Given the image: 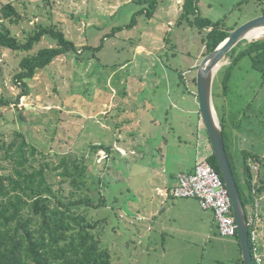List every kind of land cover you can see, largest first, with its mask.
<instances>
[{"label": "rangeland", "instance_id": "obj_1", "mask_svg": "<svg viewBox=\"0 0 264 264\" xmlns=\"http://www.w3.org/2000/svg\"><path fill=\"white\" fill-rule=\"evenodd\" d=\"M137 1L0 0V8L11 3L20 15L16 24L5 22L20 39H25L37 26L54 25L79 49L101 45V50L94 55L85 51L82 58H77L69 53L39 71L29 82L30 94L20 100L19 111L14 105L0 106V144L11 142L15 132H21L27 142L44 154L45 159L39 154L36 156L37 164L47 161L55 166L61 154L85 156L88 173L100 180V183L89 180L96 190L100 189L96 196L90 197L95 202L103 197L106 205L84 207L81 211L89 221L105 220L99 237L113 263L234 264L240 256L236 240L219 236L210 210H203L192 198H172L162 203L164 199L156 190L162 187V178L174 182L179 172H189L208 152L195 135L199 107L193 95L183 94V88H173L172 98L182 91L180 97L187 100L181 99L179 103L175 100L177 107L170 105L167 121L163 114L165 103L170 100L165 81L169 83L174 77L178 83V74L172 69L182 63L181 69L185 70V65L193 63L202 49L201 34L187 23L176 25L184 1L177 4V0H157L153 20L138 15L135 26L112 35L113 29L130 24L136 12L148 7ZM242 1L198 0V13L211 21H224L230 31L261 15L255 0L240 4ZM169 21L173 24L168 27ZM167 34L165 47L163 41ZM138 44L153 55L138 53L135 48ZM52 45L45 38L35 46L34 52ZM24 55L0 49V99L15 100L19 95L21 89L14 84L13 76ZM231 61L229 56L224 67ZM125 63L129 69L120 70L119 65ZM151 63L156 66L155 73L145 74L142 80L143 71ZM165 66L168 71H163ZM111 75L114 79L108 83ZM191 75L196 77V70ZM154 76L160 80L163 77L162 85L154 90L147 86L144 89L142 82L155 80ZM229 85L226 98L214 100L219 117L221 107L227 115L226 143L238 173L242 150L258 155L264 166V87H260L259 74L252 69L249 58H243L234 67ZM192 90L196 92L194 84ZM125 91L136 97L131 101L130 95L124 100ZM150 97L157 111L147 105L139 126L124 127L127 129H120L122 136L116 134L127 117L123 112L119 114V110H127L130 105L133 110L142 107L143 99ZM112 102L116 106L105 117L103 110ZM242 117L241 128L232 129L231 120ZM202 131L205 133L203 126ZM132 134L141 143L129 147L135 150L134 154L125 145L127 151L113 147L114 143L117 146V140L121 139V144L132 140ZM100 144L112 147L109 155L91 149ZM2 162L0 152V164L9 166ZM249 164L252 166L253 161L249 160ZM51 174L54 189L58 190L61 177L57 172ZM64 189L68 194V185ZM263 220L256 243L264 253Z\"/></svg>", "mask_w": 264, "mask_h": 264}, {"label": "trees", "instance_id": "obj_2", "mask_svg": "<svg viewBox=\"0 0 264 264\" xmlns=\"http://www.w3.org/2000/svg\"><path fill=\"white\" fill-rule=\"evenodd\" d=\"M197 1L184 0L177 25L187 23L190 28L198 30L204 47L202 54L204 58L228 36V31L224 21L202 18L198 13ZM245 1L247 0L240 4ZM137 2L148 7L136 12L130 24L113 29L112 35L114 32L135 26L138 15H145L149 20L154 16L157 0ZM255 2L261 10V15H264V0ZM19 20L20 15L11 3L0 8V49L25 54L13 76L14 84L21 89L19 95L15 100L0 99L1 107L14 105L17 111L20 100L30 94L29 82L39 71L45 70L57 58L69 53L82 58L85 51H91L94 55L101 50V45L79 49L54 25L37 26L25 39H20L13 34L9 26L18 23ZM45 38L50 39L53 45L34 52L35 46ZM229 56L232 60L230 65L224 67L215 79L214 99L226 98L229 94L232 70L243 58H249L252 69L259 74L260 87H264V40L254 43L242 42ZM196 69L197 67L194 71ZM179 78L186 84L182 72L179 73ZM190 82L195 85L196 77L192 76ZM221 110L220 121L226 152L247 219L257 213L259 219L263 220L264 166L258 155L242 150L237 173L226 143L227 136L229 137L226 128L227 115L223 107ZM245 112L246 109L243 110V113ZM242 119L243 117L231 120L232 129L239 130ZM91 149L97 152L102 150L108 155L111 152V147L106 144L91 146ZM0 152L3 153L2 163L7 162L9 165L5 167L4 164H0V264H115L109 251L101 246L99 230L104 227L105 220L89 221L81 211L84 207L99 208L106 205L103 197L96 202L90 197L96 196L100 189L96 190L89 180L98 183L100 180L88 173L84 155L61 154L55 166L47 161L37 164L36 156L39 154L43 159L45 156L38 148L27 142L21 132H15L11 142H2ZM204 160L222 180L212 152L206 155ZM249 160L258 165L257 171L253 170V164L251 166ZM51 172H57L61 177L58 190L54 189L51 182ZM64 185H68V194H65ZM256 198H262L258 209L255 208ZM247 208L250 209L249 213ZM255 230H259L256 218L249 225L251 249V235ZM233 238L241 254L237 233ZM252 263L255 264L253 257ZM234 264H243L240 256Z\"/></svg>", "mask_w": 264, "mask_h": 264}, {"label": "water", "instance_id": "obj_3", "mask_svg": "<svg viewBox=\"0 0 264 264\" xmlns=\"http://www.w3.org/2000/svg\"><path fill=\"white\" fill-rule=\"evenodd\" d=\"M261 40H264V15L228 31V36L210 54L201 59L196 69L195 94L199 113L231 201L243 264H253L248 237L249 223L226 152L223 129L214 100V83L233 49L242 42L254 43Z\"/></svg>", "mask_w": 264, "mask_h": 264}, {"label": "crops", "instance_id": "obj_4", "mask_svg": "<svg viewBox=\"0 0 264 264\" xmlns=\"http://www.w3.org/2000/svg\"><path fill=\"white\" fill-rule=\"evenodd\" d=\"M180 1H184V0H177V4H178V2H180ZM180 7H181V5H180ZM178 13V10H177V8H175V10H174V15L176 16V15H178V14H176V13ZM153 18H154V16L150 19V20H153ZM178 20V19H177ZM176 20V21H177ZM172 24H173V22L172 21H169L168 22V27L169 26H172ZM177 25V24H176ZM165 26L166 25H164L163 24V28L165 29ZM177 26H179V25H177ZM167 32H170V28L167 30ZM168 38V34H167V36L164 38V43H166L165 44V47L167 46V39ZM170 43H171V41H170ZM173 47H175V45L173 44L172 45ZM135 48H136V50H138V53H140L141 55L143 54V55H147V57H149V56H152L153 54H152V52L151 51H149V50H147L146 48H144L142 45H137V46H135ZM203 45H202V49H201V51H200V53H199V55H197V57L194 59V61H193V63L191 64V65H185V67H186V69L185 70H183V69H181L182 67H181V64H179V67H174L173 69H172V72H174V71H176V73L178 74V83H176L175 82V78L173 77V79H171V82H169L168 83V81H165V86H166V90H167V94H168V96H170V100H169V103H165V105H166V109H165V113L163 112V114H164V116H165V118L164 119H166V121H167V119L169 118V110H170V105L172 104L173 105V107H177V103H176V101L179 103V100H183V102H186V98H183V97H180V93L182 92H180L179 93V96L178 97H175V98H172L171 96H172V91H173V88H178V89H180V88H183V94L184 93H189V94H191V95H193L194 96V102L196 103V105H198V101H197V97H196V94H195V92L192 90V83L190 82V79L192 78V75H191V73H192V70H194V68H196L197 66H198V64H199V62L201 61V59H202V54H203ZM201 54V55H200ZM173 56H174V54H173ZM119 69L120 70H127V69H129V67H127V65H126V63L125 64H122V65H119ZM165 69H166V71H168L167 69H169L168 67H164L163 68V71H165ZM131 70V69H130ZM155 71H156V66L154 65V64H150L149 66H147L146 67V70L145 71H143V76H141V79L143 80V79H145L146 77H145V74H149V73H155ZM128 72H130V71H128ZM180 72H182L183 73V76H184V78H185V81H186V84H184L181 80H180V78H179V73ZM187 77H188V79H187ZM138 78H140V76L138 77ZM154 78H155V80L153 79V78H151V80L150 81H148V82H142V85H143V88L145 89V87L147 86V88H151V89H158V87L159 86H161L162 85V80H163V77H162V80H160V79H156V76H154ZM171 78V77H170ZM113 79H114V76L113 75H111L109 78H108V83H110V82H112L113 81ZM143 88H141V89H143ZM115 89L113 88V91H114ZM138 93L139 92H141V90L140 91H137ZM155 93V92H154ZM116 94V93H115ZM131 95V96H130ZM130 96V100L132 99V98H135L136 97V95L135 94H132V93H128V92H124V100L125 99H127L128 97ZM144 100V103H142V107H136L134 110H133V108H131V105H130V107L129 108H127V110H123V109H121V110H119V114H122V112H123V114L124 115H126L127 117H125V118H123V121H122V126L121 127H119V129H117L118 131L116 132V130H115V132H116V134H118L119 136H122L121 134H122V132H121V130L120 129H122V128H124V127H127V128H129V129H132L131 127L133 126V128L134 127H136V126H139L140 125V122H141V117H143L144 116V111H147L148 110V106L147 105H150L149 107L150 108H154V110L155 111H157V108H155V107H153V105H154V103H153V99H152V97H150L149 99H143ZM176 100V101H175ZM132 101V100H131ZM106 104V103H105ZM107 106H106V110H105V112H104V110H103V114L105 115V117H107V116H109V114H110V111H111V109L112 108H114V106H116V104H114V102H112V103H107L106 104ZM145 105V106H144ZM152 105V106H151ZM147 106V107H146ZM155 106V105H154ZM105 107V106H104ZM162 107H163V105H162ZM183 110H184V112L187 114V109L186 108H184L183 107ZM137 114H136V113ZM155 113V112H154ZM196 113H197V115H199V119H198V123H197V130H196V133H195V135H196V137H197V139H199V140H197L198 142H200V144H202V146H203V148H206V149H208V152H206L205 153V156L206 155H208L209 153H211L212 152V150H211V147H210V143H209V139H208V135H207V132H206V129H205V127H204V125H203V122H202V118H201V115H200V113H199V108L198 109H196ZM103 115V116H104ZM122 116V115H121ZM163 118V117H162ZM107 126V125H106ZM202 126L204 127V130H205V133L202 131ZM127 128H124V130H126ZM134 137H135V135L134 134H132V140H130L129 142H127V141H123V143L121 144V142H120V140H117V143H116V145L117 146H115V143H114V145H113V147H116V148H124V151H127L126 149H128L129 147H131V146H139L141 143H139V142H137L135 139H134ZM122 145V146H121ZM124 145L126 146V147H128V148H126V147H124ZM129 150L131 151V153H135V150H132V148H129ZM111 151H112V147H111ZM195 166V165H194ZM194 166H192V168L189 170V172L190 171H192L193 170V168H194ZM180 173H184V172H179L175 177H174V179H175V181L174 182H171V181H169L168 179H166V178H162V180H161V182H160V184H161V186L162 187H156V190H158V192H159V194L161 195L160 197H162L164 200L162 201V203H166L168 200L167 199H172V198H174L172 195H171V193H172V190L176 187V185H177V177H178V175L180 174ZM176 199V198H175ZM195 200V199H194ZM197 201V200H196ZM199 205V204H198ZM173 207H175V206H173ZM200 207V206H199ZM173 209V208H172ZM182 209L183 210H185V208L184 207H182ZM211 216H212V218L214 219V217H213V214L211 213ZM215 221V220H214ZM205 235H207V232H205ZM241 253V252H240ZM240 257H241V254H240Z\"/></svg>", "mask_w": 264, "mask_h": 264}, {"label": "built area", "instance_id": "obj_5", "mask_svg": "<svg viewBox=\"0 0 264 264\" xmlns=\"http://www.w3.org/2000/svg\"><path fill=\"white\" fill-rule=\"evenodd\" d=\"M253 169L257 171L258 165H253ZM171 195L176 199H196L200 208L210 210L221 238H233L237 233L228 192L219 175L207 161L203 160L197 163L190 172L180 173L177 177V185L172 190ZM260 200L262 198H256V209L260 206ZM255 218L259 227L261 219H259L257 213L249 216L248 223L249 225L253 223ZM258 234V230L252 232L251 253L255 264H264V253L256 243L259 237Z\"/></svg>", "mask_w": 264, "mask_h": 264}, {"label": "bare ground", "instance_id": "obj_6", "mask_svg": "<svg viewBox=\"0 0 264 264\" xmlns=\"http://www.w3.org/2000/svg\"><path fill=\"white\" fill-rule=\"evenodd\" d=\"M256 34H260V33H256Z\"/></svg>", "mask_w": 264, "mask_h": 264}]
</instances>
